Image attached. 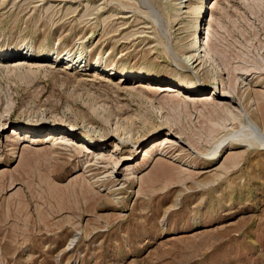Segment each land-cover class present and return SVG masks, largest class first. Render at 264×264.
<instances>
[{"label": "rangeland", "instance_id": "rangeland-1", "mask_svg": "<svg viewBox=\"0 0 264 264\" xmlns=\"http://www.w3.org/2000/svg\"><path fill=\"white\" fill-rule=\"evenodd\" d=\"M0 264H264V0H0Z\"/></svg>", "mask_w": 264, "mask_h": 264}, {"label": "bare ground", "instance_id": "bare-ground-1", "mask_svg": "<svg viewBox=\"0 0 264 264\" xmlns=\"http://www.w3.org/2000/svg\"><path fill=\"white\" fill-rule=\"evenodd\" d=\"M195 8L193 7H190L186 13H190V12H194ZM179 12L176 14V17L180 15V13L182 11H180V9L178 10ZM185 12V11H184ZM185 13V14H186ZM181 16V15H180ZM180 20V19H179ZM208 28V27H207ZM207 32V31H206ZM209 33V32H208ZM192 36H193V39L191 41V43L188 45V52H184L183 54V59H182V63H184L185 65L188 64V65H193L192 68H194L197 64H199L201 62L202 63H208V71L207 73H209V75H214V78L213 80H217L218 78H220V75L218 74V72L216 71V65H214V58L212 57V53L211 51L206 48L205 46H203L204 44L200 43L199 42V37L197 36L196 32H193L192 33ZM210 36V35H209ZM21 55H22V52H20ZM23 57H22V60H20V57H19V60H17V62H19L20 64H24V63H27L28 60H25L27 59L30 54H32V51L30 48L26 47L25 46V51L23 52ZM14 53H12L13 55ZM7 57H9V54L7 55ZM60 60H65V65L66 66H69V67H74V66H77L76 64L77 63V60H72V59H69V58H64L63 55L61 54H52L50 55V60H52V62H55L57 59ZM33 58H38V57H33ZM39 58H42V57H39ZM38 58V59H39ZM34 60V59H33ZM45 60V59H44ZM49 60V61H50ZM58 61V60H57ZM29 63V62H28ZM80 63V62H79ZM34 65V64H33ZM36 65V64H35ZM13 66V65H12ZM65 66V67H66ZM107 68V67H106ZM105 66L102 67V70H106ZM199 69V68H198ZM202 69V68H200ZM196 70V69H195ZM219 70V69H218ZM220 71V70H219ZM33 72V71H32ZM195 72V71H194ZM98 74V73H97ZM29 75V74H28ZM34 76V75H33ZM124 77H126L125 73H124ZM126 79V78H125ZM125 79H122L123 81ZM121 80V81H122ZM221 80V78H220ZM222 81V80H221ZM176 89V88H175ZM175 89L172 87V86H165V90L164 91H175ZM204 86L202 84H195L194 82H191L188 86L185 87V92L188 93L189 95L192 94V95H200L204 92ZM222 93V94H221ZM221 93H219V99L221 98H226V99H230V96L229 95H226L224 93V91H222ZM216 96V92H214V89L212 91V96H210L209 98L211 99V97H214ZM249 127V126H248ZM60 125L59 123L57 122H53V123H50L49 124V129H48V132L49 133H54L56 132L57 130H59ZM252 129V128H250ZM254 129V128H253ZM46 130V129H45ZM259 130V129H258ZM13 132V131H12ZM42 132V131H41ZM14 133V132H13ZM67 133L66 131L62 132V135L63 138L58 139L57 143L56 144H63L64 143H67V144H71L73 145L76 150H80V151H93V152H97V150H100L101 148H104V146H102V144H97L95 141H87V140H84V141H80V142H76V143H72L69 141V139H67V135L68 134H65ZM49 135V134H48ZM107 137V136H105ZM104 137V138H105ZM262 137V136H260ZM104 138H102L101 140H104ZM116 139H118V141H116L114 143V150L111 151V155L108 157V156H103L104 154H94L93 157L88 161V163H92V164H97L98 162H102L103 160H106L107 158H110V157H115V154H116V151L118 150V143L120 142V137L118 136ZM158 139V138H157ZM157 139L153 142H151L153 145H152V150L150 149L149 151H146L144 152V156H143V162L145 163H149L150 161L152 162L153 160H155L154 157H158V159H160V157H162L164 155V153L167 151L165 146H166V143H163L162 141H157ZM242 140V139H241ZM131 141V140H130ZM263 141V139H262ZM134 143V142H133ZM105 145V144H104ZM91 146V147H90ZM102 151V150H101ZM156 151H161L159 154H156L154 157H153V154L154 152ZM165 151V152H164ZM112 152H115L114 154ZM92 155V154H91ZM123 158V157H121ZM124 160L126 158H123ZM160 161V160H159ZM162 161V160H161ZM115 166L116 164L118 163H114ZM127 171V170H126ZM132 174H134L133 172H129L128 176H131Z\"/></svg>", "mask_w": 264, "mask_h": 264}]
</instances>
